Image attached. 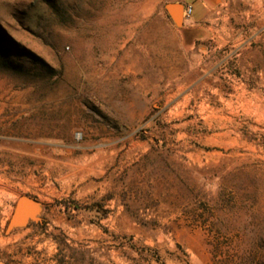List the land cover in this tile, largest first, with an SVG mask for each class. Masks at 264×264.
I'll return each mask as SVG.
<instances>
[{"label":"rangeland","instance_id":"obj_1","mask_svg":"<svg viewBox=\"0 0 264 264\" xmlns=\"http://www.w3.org/2000/svg\"><path fill=\"white\" fill-rule=\"evenodd\" d=\"M0 264H264V0H0Z\"/></svg>","mask_w":264,"mask_h":264},{"label":"water","instance_id":"obj_2","mask_svg":"<svg viewBox=\"0 0 264 264\" xmlns=\"http://www.w3.org/2000/svg\"><path fill=\"white\" fill-rule=\"evenodd\" d=\"M180 13L175 14V18L179 20ZM40 209L39 203L28 195H20L14 205V210L11 213L7 223V231L14 226L21 225L28 220L39 221L38 212Z\"/></svg>","mask_w":264,"mask_h":264},{"label":"built area","instance_id":"obj_3","mask_svg":"<svg viewBox=\"0 0 264 264\" xmlns=\"http://www.w3.org/2000/svg\"><path fill=\"white\" fill-rule=\"evenodd\" d=\"M191 12H192V7L191 6H188L186 8V11H185L186 16H189L191 14Z\"/></svg>","mask_w":264,"mask_h":264},{"label":"crops","instance_id":"obj_4","mask_svg":"<svg viewBox=\"0 0 264 264\" xmlns=\"http://www.w3.org/2000/svg\"><path fill=\"white\" fill-rule=\"evenodd\" d=\"M193 17L197 18V16H196V15H194Z\"/></svg>","mask_w":264,"mask_h":264},{"label":"bare ground","instance_id":"obj_5","mask_svg":"<svg viewBox=\"0 0 264 264\" xmlns=\"http://www.w3.org/2000/svg\"><path fill=\"white\" fill-rule=\"evenodd\" d=\"M177 10V12H178V9H176Z\"/></svg>","mask_w":264,"mask_h":264}]
</instances>
